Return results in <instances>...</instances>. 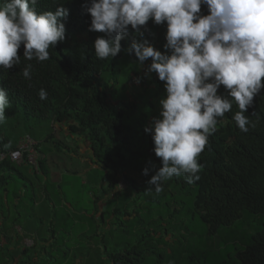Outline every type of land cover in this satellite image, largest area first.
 <instances>
[{
  "label": "trees",
  "instance_id": "trees-1",
  "mask_svg": "<svg viewBox=\"0 0 264 264\" xmlns=\"http://www.w3.org/2000/svg\"><path fill=\"white\" fill-rule=\"evenodd\" d=\"M88 3L90 0H66L63 4L69 9V16L64 21L66 39L57 42L54 49L50 48V58L42 62L35 59L24 60V46L21 44L18 49L21 64L7 70L0 67V86L8 90L11 106L7 110L10 114L15 115L22 108L27 117H33L38 122L68 124L71 132L84 135L91 142L93 159L95 163L105 168L108 182L112 186H117L121 181L132 185L134 179L130 171L134 167H139L141 162L146 161L153 168L159 165L162 167L161 158L154 152L152 135L145 132V127L141 125L142 117L136 118L133 127L127 125L134 103L121 100V103L116 104L109 94L110 84L113 82L114 87L118 82L115 77L118 64L130 47L133 36L137 39L139 36L129 26V36L121 41V52L114 58L98 59L94 41L106 34L89 31L92 17L86 11ZM58 6L56 0H39L37 10L38 12L55 10ZM200 14H209L207 5H201ZM144 28L145 26H141L142 31ZM29 63L33 65L31 80L22 75L23 68ZM105 71L113 72L109 82L105 81ZM42 88L48 93L46 100H41L38 95ZM227 93L221 85L218 94ZM158 94L159 92L156 96ZM148 101L154 105L149 98ZM237 111L238 105L233 102L231 111L219 118L223 123H218L217 131L209 137L208 145L197 157L201 165L197 173L199 180L189 183L184 175L172 177L181 193L193 196L197 211L203 221L209 224L213 235L222 227L236 224L243 218L245 212L264 215V88L254 97L246 113L255 127H249L247 132H242L233 119ZM23 134L33 136L29 131ZM23 134L15 141L0 135V151L15 149ZM23 165L16 164L11 159L0 161V172L19 171V167ZM40 165V171H36L37 173L45 171L44 159H41ZM5 178L0 177V190L3 185H7L11 176ZM15 181L19 183V178ZM16 187L17 190L20 189L18 184ZM8 192L9 189L5 188L4 192L0 193V264H29L23 262L26 256L31 260L44 251H33L32 247L27 248L21 244L14 248L10 247L12 234L21 232L19 226L27 217L13 216L14 210H18V213H21V210L15 205L13 206L16 208H13L11 201L7 204L5 198ZM29 192L31 206H35L38 199L35 197L36 191L31 188ZM21 195L23 194L16 192L17 199ZM65 198L68 199L67 196ZM100 200V197H96L95 202L99 204ZM25 202L28 203L26 200ZM31 208L27 211L31 212ZM98 210L97 207L96 213ZM70 216L71 213L68 217ZM68 217L56 216V219L67 225ZM101 219L105 224L104 213ZM39 221L44 224L43 219ZM84 222L85 224H81L85 229L83 235L87 234L89 227L90 235L85 238H92L95 241L89 243V249L79 250L76 258H82L85 264H144L146 255L141 247V240L131 246V236L126 229L125 220L112 224L117 231L123 230L127 233L118 242L113 235H106L105 230L98 232L94 215L88 219L84 218ZM105 225L107 228L108 225ZM34 226L40 231L39 235H36L39 238L36 239L34 246L38 247L39 243L43 242L50 243L45 234L48 230L55 231L57 225L52 221L44 229L39 227L38 221L30 222L29 228ZM108 229L115 230L112 227ZM67 255L69 254L64 253L63 256ZM18 257L23 260H18ZM236 257L240 264H264V224L262 229L255 233L249 245L237 251ZM54 258L52 255L48 259L57 261V258L60 259L62 256ZM40 259L43 261L37 262L45 264L46 260L43 257ZM161 261H168L167 256L162 255Z\"/></svg>",
  "mask_w": 264,
  "mask_h": 264
},
{
  "label": "clouds",
  "instance_id": "clouds-1",
  "mask_svg": "<svg viewBox=\"0 0 264 264\" xmlns=\"http://www.w3.org/2000/svg\"><path fill=\"white\" fill-rule=\"evenodd\" d=\"M65 2L56 0L55 10L38 12L39 0H0V67L21 64V44L24 60H48L50 48L66 39ZM202 4L208 15L200 14ZM86 11L92 17L89 31L106 34L94 41L100 60L121 52L129 26L143 37L141 26L150 19L157 25L167 22L166 51L136 36L128 48L141 65L152 58L147 72L158 73L167 93L159 101V117L145 127L162 160L147 191L159 194L173 176L184 175L189 183L199 180L197 157L233 102L239 108L233 116L238 128L247 132L255 127L246 113L264 88V0H90ZM32 68L31 63L23 68L24 78L31 80ZM221 85L227 95L218 94ZM38 95L46 100L48 93L42 88ZM10 106L8 90L0 86V124Z\"/></svg>",
  "mask_w": 264,
  "mask_h": 264
},
{
  "label": "rangeland",
  "instance_id": "rangeland-1",
  "mask_svg": "<svg viewBox=\"0 0 264 264\" xmlns=\"http://www.w3.org/2000/svg\"><path fill=\"white\" fill-rule=\"evenodd\" d=\"M140 38L152 39L154 46L159 44L156 34L151 35L147 32L143 37H138V39ZM166 43L167 41L164 45ZM164 45L162 50L166 51ZM150 63L148 58L141 65L134 51L130 54L127 49L124 58L116 68L117 85L113 87L110 84L109 94L114 102L125 100L134 103V108L130 113L131 119L129 118L127 121L129 127H133L139 116L142 117V127L150 125L153 118L160 115L162 107L159 103L160 99L167 95L165 82H158V73H152L150 77L146 74ZM112 75L113 72L105 71V81L109 82ZM137 78H140V83L136 82ZM224 89L226 90L225 87ZM156 92H159L157 96ZM148 98L154 102V105L148 101ZM7 109H5L6 120L0 124V135L15 141L18 136L29 131L37 139L44 140L54 133L52 123L38 122L33 117H27L22 108L15 115L10 114ZM77 153L79 154V151ZM78 154H70L76 160L75 170L71 165H67L63 170V175L65 174L62 178L63 192L68 199L62 201L56 199L55 210L62 216L68 211L71 213L74 210L76 212L85 211L84 213L92 216L96 214L97 207L98 211H103V206H108L104 212V223L108 225L105 229L107 233L104 232V235L105 233L109 236L113 235L117 242L121 240L127 233L123 230L117 231L112 224L125 220L126 229L131 236V246L138 244V240H141V247L146 255L144 264H240L236 257L237 251L245 249L255 233L263 227L264 215L245 212L243 218L236 224L222 227L215 235L211 234L209 224L203 221L201 214L197 211L193 196L181 193L174 179L171 178L164 182L163 190L159 194H156L154 189L151 192L147 191L150 187L148 181L161 166L153 168L146 161L141 162L139 167L137 166L138 168L134 167L130 171L134 179L132 185L122 181L120 184H125L127 188L123 185L124 192L119 191V194L115 192L109 199L106 192H108L107 189L113 187L108 183L106 170L90 166L91 168L88 170L81 171L89 167V164L85 163L79 166L77 160L81 159V156L86 160L88 157ZM63 159L66 161L68 156ZM145 168L149 169L147 174H144ZM65 169H67L66 172ZM95 194L101 195L99 204L95 202ZM71 216L66 219L67 225L63 223L56 226V231H58L56 236L54 232L47 231L45 238H52L53 242L50 241L51 244L47 246V249H44L46 248L45 244L41 243H39L41 247L34 246L36 237L25 239L22 246L32 247L33 251L42 250L43 254L38 253L31 260L28 256L24 260L20 257L17 259L20 261L22 259L23 262H29V264H44L37 262L43 261L40 259L41 257L46 260L45 264H55L56 262L59 264H85V260L76 257L79 250L89 249V243L85 238L90 235L89 227L87 234L83 235L84 226L81 225V222H76L73 215ZM50 218L44 219V224L38 220L39 227L46 229ZM111 226L115 230H109L108 228ZM65 239L68 241L64 242ZM11 246L13 245L10 244ZM64 253L69 255L64 257ZM52 255L55 258L61 256L62 258H57V261L48 259ZM162 255H166L168 261H161ZM18 260L17 262H19ZM87 262L90 263V260L87 259Z\"/></svg>",
  "mask_w": 264,
  "mask_h": 264
},
{
  "label": "crops",
  "instance_id": "crops-1",
  "mask_svg": "<svg viewBox=\"0 0 264 264\" xmlns=\"http://www.w3.org/2000/svg\"><path fill=\"white\" fill-rule=\"evenodd\" d=\"M166 28H167V22L157 25L156 23H154L152 19H150L145 25L143 35H145L147 32H149L151 35L156 34L159 44L156 45L155 47L163 51L162 47L164 43L167 41L166 40V33H167ZM148 40L151 43H153L152 39H148ZM149 60L150 62H152V58H149ZM146 74L148 75V77H150L152 73L149 74L146 70ZM158 82H161V80L159 79ZM117 103L118 104L121 103V100L116 102V104ZM52 126L54 128V133L46 137L44 140L39 139V138L37 139L36 137H34L41 144L45 171L41 170L40 173H37L32 168V166L28 164H24L23 166L19 167L20 169L19 171L3 170L0 172V177H4V178L6 177L5 179H7L9 175L11 176V179L8 180L9 184L7 182V185H3L2 189L0 190V193H3L5 188L9 189V192L6 193L7 196L5 198V200L7 201V204H9V202L11 201V206L13 205L18 206V208L21 210V213H18V210L17 211L14 210L15 213L13 214V216H17L21 218L27 217L26 220L24 218L22 225L19 226L20 228L19 230L21 232L19 234H15V233L12 234V237L10 239L11 242L9 243V245L10 244L13 245L11 247H15L17 246V244L22 245L25 239L33 237V236L36 237L37 239L39 238L38 236H36V235H39L40 233L38 227L34 226L33 228L32 227L29 228L30 222H37L39 219H41V217H43L42 218L43 220L44 219L46 220V218L51 217L48 220L47 225L51 224L52 221L54 222L55 225H60L62 223L60 220L56 219V216L60 218L69 216L68 212L62 216L55 210V204H57L55 203V201L56 199H60L61 201L63 199H66L65 198L66 196L62 190V185H63L62 178L63 176H65V174L63 175V170L67 165L73 166V170H75L74 166H75L76 160H74V157L70 156L71 153H74V155H77L78 154L77 152L79 151L78 155H87L88 157L87 160L85 158H82V156H81V159L77 160L79 162V166H82L85 163L89 164V167L81 171L88 170L89 168H91L90 166L92 167L96 166L100 169L105 170L104 167L95 163L93 159L92 144L90 141H88V139L84 135L71 132L68 124L66 123H56V124H52ZM22 136H24V134ZM65 156H68V159L66 161L63 159V157ZM66 170L67 169H65V172ZM16 178H19V183L15 181ZM121 182H119L117 186L111 185V187L113 188L107 189L108 192H106V194L110 197L109 199H111L113 193L116 192L119 194V191H123L125 189L121 187V184H120ZM16 184L18 185L21 184L20 189L17 190ZM31 188L33 190L35 189L36 191V196H35L36 199L38 197L37 203L35 206H31V203H30V198H31L30 192L31 191L29 192V190ZM16 192H19L20 194L22 193L23 195H21V197L17 199ZM123 192H120V193H123ZM96 197H101V195L100 196L94 195V199H96ZM25 200L28 201V203L25 202ZM23 201L25 202V204H22ZM15 206H13V208ZM107 207L108 206H103V209H102L103 211H99L94 215V217H96V221L98 224L99 233L105 230L104 227L106 228V225L102 223L101 218H102L103 213L107 210ZM29 208L32 209L31 212L27 211V209ZM84 212L85 211L76 212V210H74V211H71V215L73 214V218H75L76 222H81V224H85L84 218L88 219V217L90 218L93 215L89 216ZM75 215H77L78 217H76ZM53 232L55 233V236H56L58 231L55 230ZM27 235L29 237H25ZM50 241L51 243H53L52 238H50ZM66 241L68 240L65 239L64 242ZM86 241H88V243H91L95 241V239H92V238L86 239ZM51 243L43 242L42 244L43 245L45 244V246L47 247Z\"/></svg>",
  "mask_w": 264,
  "mask_h": 264
},
{
  "label": "built area",
  "instance_id": "built-area-1",
  "mask_svg": "<svg viewBox=\"0 0 264 264\" xmlns=\"http://www.w3.org/2000/svg\"><path fill=\"white\" fill-rule=\"evenodd\" d=\"M7 159H11L14 163L19 165L28 164L32 166L35 171L39 172L41 166L40 161L43 159L41 144L31 135H25L20 139L15 149L0 151V161H5ZM123 185L127 187L125 184H122L121 187Z\"/></svg>",
  "mask_w": 264,
  "mask_h": 264
}]
</instances>
